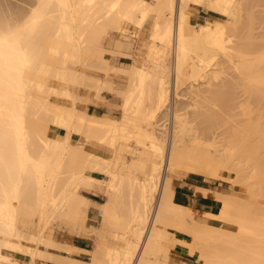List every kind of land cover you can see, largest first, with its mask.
<instances>
[{"label":"bare ground","instance_id":"6f19581e","mask_svg":"<svg viewBox=\"0 0 264 264\" xmlns=\"http://www.w3.org/2000/svg\"><path fill=\"white\" fill-rule=\"evenodd\" d=\"M246 2L34 0L29 10L17 8L12 17L0 11V264L16 263L2 248L64 264H131L158 197L138 264H171V257L187 263L188 256L175 251L170 229L192 237L184 245L202 264H264L262 213L253 214L233 194L237 192L225 194L200 186L198 193H215L220 206L196 218L191 207L174 201L176 182L171 177L185 171L236 183V165L230 161L238 150L241 156L245 144L251 146L246 153L252 151L264 162L257 149L263 145L258 143L264 140V119L259 127L249 117L227 116L234 123L226 127L219 117L239 107V115L248 114L252 98L264 101V53L258 61L241 47L253 33L244 30ZM194 5L203 7L205 15ZM252 10L248 8L251 16L246 24L251 27ZM127 21L136 23L144 35L141 54L135 53V30L129 31ZM111 29L123 37L116 47L130 56L126 65L116 67L127 75L126 83L118 87L87 75L84 69L90 58H100L103 49L98 51L96 43ZM53 78L63 84L61 88L50 84ZM82 80L92 84L95 98L103 97L104 88L120 94L122 101L113 103L122 117L88 112L95 98L74 91L75 83ZM184 88L191 98L184 96ZM51 93L69 103L60 104V98L59 103L51 101ZM79 101L85 102L84 108L77 107ZM159 113L170 114L169 131L162 130L163 134L153 124ZM187 115L206 125L204 133ZM96 144L109 146L112 156L86 148ZM257 170L262 184L264 164ZM94 187L105 192V202L91 204L83 194V189ZM125 205L128 214L124 211L123 217ZM96 209L103 226L116 230L97 233L100 239L94 250L58 241L48 231L58 220L80 224L79 219ZM219 220L227 227H221ZM248 239L262 245L254 247ZM118 240L121 247L108 243ZM244 240L246 247L241 244ZM56 250L87 253L90 260L62 256Z\"/></svg>","mask_w":264,"mask_h":264},{"label":"rangeland","instance_id":"374dc122","mask_svg":"<svg viewBox=\"0 0 264 264\" xmlns=\"http://www.w3.org/2000/svg\"><path fill=\"white\" fill-rule=\"evenodd\" d=\"M148 1H150V0H148ZM246 1H247L246 2L247 6H246L245 10H243L244 22H245V26H246V28H244V30L246 29L245 31H248L250 29L251 31H253V33L249 30V33L251 32L250 35H249L250 39H247L246 43L244 42L245 44H242L243 46L241 45V47H243L247 51H250L253 54V56L259 61L261 59V57L263 56V53H264V47H263L264 46V2L259 1V0H246ZM252 2H253L254 5L252 4ZM33 5H34V0H0V11L4 12V14H3L4 16L12 17V13L16 12L19 8H22V6H23L22 9L26 8L27 10H29ZM18 6H20V7H18ZM194 7L197 8V10H195L196 12L204 14V13H202V12H204V8L203 7H200V6H197V5H194ZM250 7H252V9H253L252 11H253V14H254L253 18L251 19V22L253 23L252 27H251V24L250 25H246V24H248V20L250 19V16H251L250 11H248V8H250ZM6 9H8V10H6ZM5 12H7L8 15L5 14ZM152 19H153V15L150 17L149 21H151ZM125 25L129 29V31H133L134 32V30H135V32H134L135 34L133 33L134 34L133 35L134 36L133 39H134L135 49H136L135 53L136 54H138V53L141 54V50L140 49L143 48L142 47V44H143L142 39H143L144 35L138 31V29L136 28V23L127 21V22H125ZM248 26H249V28H248ZM252 35L254 37H252ZM261 35L263 36V38H262ZM121 36H122L121 33L117 32L116 30L111 29L110 31L107 32V34L104 32L103 35L101 36V38L99 37V39H100L99 41L100 42L96 43V47H99V48H97V50L98 49H103L105 53L103 54V52H102L103 50L98 52L100 58H102L101 56L103 54L102 62L100 61L99 57H96L95 59L90 58V61L88 60L89 61V66L84 68V69H86L85 72H86L87 75L92 76L94 78L106 79L108 81H111L113 83V85H115L113 87H118L120 85L122 86L123 84L126 83V81H127L126 80V78H127L126 77L127 76L126 73H121L120 69H119L120 71L117 72L118 69L116 68V67L119 68V66L121 67V65H126L127 61H129V59H130V56L129 55H128L129 57L127 56V54L129 53L127 50H125L124 48L120 49V48L116 47V41L120 40V39H123V37H121ZM257 38H259V40ZM262 39H263V41H262ZM252 41L254 43H256V44H254ZM259 41H260V43L261 42L262 43L260 44ZM140 57H141V55H140ZM141 62H142V60H141ZM90 63L91 64L95 63V64H94V66H93V64L91 66ZM102 63H104V64H102ZM98 64H100V65H98ZM103 65H106V66L110 65L109 67H112V68L114 67L115 70H114V68H113V70H112V68L109 69L108 66H107V68H108L107 69V68H105L106 66H103ZM100 66H101V68H100ZM50 84L52 86L56 87V88L57 87L61 88V86L63 85L60 81H58V80H56L54 78L50 81ZM91 86H92L91 83H89L88 81L86 82V81L82 80L78 84L75 83L74 91L77 94L85 95L86 97L89 96L91 98H95V96H94L95 89H94V87H91ZM184 89H183V91H184L183 93L186 92L184 96L188 95L189 97L187 96V98H191V93H188L186 88H184ZM238 90H240V89H238ZM230 91H233V89H231ZM101 93H102V95H106L108 97H111V99L115 100L116 102L120 103L122 101V96L120 94H116L115 92H113L111 90H108L106 88H104L101 91ZM57 98H60L59 99L60 102H61L60 104H66V103L68 104L69 103V100L66 101V98L63 97L62 95H59V94H56V93H51L50 96H49V99L51 101L53 100V102L57 101V103H59V100H57ZM183 98L185 99L186 97H183ZM241 98H243V97L241 96ZM103 99H105L104 96L100 97V98H95V100H94L95 102L93 101L92 103H96L97 101H100V100H103ZM190 100L191 99H189V100L186 99V101H190ZM251 100L252 101H251V104H250V108H249L248 114H243L242 113V115H239L238 112L241 110L240 107H239L240 110L238 108H237V110H233L231 112L229 110H227L225 112H222L224 114L221 113L219 115L220 120H221L222 117L224 118V120L222 118V121H220V122L221 123L225 122L226 127H228V126L230 127L231 125H233L234 121H232V123H231V120H233V119L230 120V118L228 119V117H231V116L232 117L235 116L236 118L237 117H240V118H248L249 117L255 123H257V125L259 127H262L263 126L262 121L264 119V101L261 98H259V97L258 98H252ZM172 102L174 103L173 96H172ZM110 105H113V106L119 108V110H116L115 114L111 115V117L114 118V119H120L122 117V111H121L120 107L117 104H114L113 102H110ZM77 107L78 108H84L85 107V102L79 101L77 103ZM234 112H237V114L234 115L233 114ZM242 112H244V110ZM187 117L189 118V120H193L194 124H195V121H196V126H198L199 132L204 133V131L206 129L205 128L206 125L204 123L199 122V119H194L190 115H187ZM225 119L227 120V122H226ZM252 120H251V122H252ZM193 122H191V123H193ZM139 123L145 124V122L143 123L142 120ZM153 124H154V127H156V128L158 127L157 130H158V132H162L161 134H163L165 131H169L168 128H170V114L165 113V115H164V113H159V115L155 119V123H153ZM63 132H64V130H62V129L59 130L60 134H62ZM258 144H263V145H261V147H257V149L261 152L260 154L263 153L262 155H264V148H263L264 147V140L262 139V141L259 142ZM258 144H256V146ZM245 145L244 146H245L246 150L245 151L242 150L243 156L241 154V156L238 157V155L241 153V150L237 151V153L240 152L239 154H237L236 151H235V153H236L234 155L235 158L233 157L232 158L233 161L232 160L230 161V163L233 162L231 166L234 167V165H236L235 166L236 168L235 167L234 168L236 169V172L238 173V177H239V181L238 182L232 183L231 181H226L224 179H217V180L214 179L213 180V179H210L208 177V175H196L195 176V174H193V173L183 171L182 174L171 175V177L176 182L175 188H178V190H180V189H182L180 187V185H185L187 183L197 182V181L200 180L201 182H197V184L199 183L198 186H197V190H198V187L202 186V187H204L206 189L208 188L207 190L210 189V190H214L216 192L225 193V194H231L233 192H237V193H233V194H236L238 198L241 197L240 198L241 201L245 203V206L247 208H249L251 211L253 210V212H254L253 214L257 213L256 215L259 214V216H260V214L262 213L260 217H263L262 215H264L263 214L264 210H262V209H264V182H263V180H261L262 184H260L261 182H258L260 180V178L262 179V177H261L262 174H260L259 170H257V169H260V167L262 166V164H264V162L258 161V159L254 158V156H252V151H249L248 153H246L248 150H250L249 148L251 146L249 147L248 144H245ZM247 147H249V148H247ZM86 148L89 149V150H93L94 152L100 154L103 157H107L108 158V157L112 156L111 148L109 146H107V145H104V144H96V146L94 148H91V146L86 145ZM257 149L256 150L254 149V151H257ZM255 153H256V155L259 154L258 152H255ZM127 154H128V156L131 155L130 152H128ZM248 156L251 159L248 158ZM252 158L256 159V160H253ZM257 162H262V163L258 164ZM256 167H257V169H255ZM236 172L234 171L235 174H236ZM254 172H257L256 173L257 176H256V174ZM254 176H255V178H253ZM263 176H264V173H263ZM98 177L103 178L104 176L103 175H98ZM240 177H242V178H240ZM257 179H259V180H257ZM244 180H245V182H244ZM260 186H262V187H260ZM82 192H83L84 195H86L87 197H89L92 200L93 203H91V204H95L94 202H96V203L105 202L107 200V196H106L105 192L103 190H101L100 188H98V187H94V188H92L90 190L89 189H83ZM209 196H212L213 198H215V200L217 202V208L215 209V211H218L219 210V206H220V202H219V200L216 199L215 193H211ZM92 198L97 199L98 201H96V200H94ZM158 199H159V197L156 199L155 203L153 204L152 210H151V212L149 214L150 218L148 219L147 227H146V229H145V231L143 233L144 235H142L143 239L141 238V240H140L141 242L138 245L139 247H137L138 249L135 252V256H133V261L131 262V264H138V260L140 258V255H141L143 249H144L143 248L144 242L146 241L149 229L151 228V224H150L151 222L150 221L154 217V214H155L154 212L156 210V205H157ZM174 201L175 202H180L179 198L177 197V194L174 195ZM126 206L127 205H125V207ZM250 206H252V207H250ZM125 207H123L125 210L123 209L122 211L123 212L125 211L128 214V210H126L127 207L126 208ZM257 208L259 210L261 209L260 213H259V210ZM192 209L194 210L196 218L204 217L205 216L204 212H207V211H199V210H197L195 208H192ZM120 210H121V208H120ZM250 210H248L247 214L250 213L249 212ZM98 211H99L98 209H96V211H94V212H97L96 214H94V212L93 213L90 212V215H88L87 218L83 219L84 222L81 219H79L80 222H81L80 224L78 222L79 220H77L78 223H75L72 220V222L75 223V224H73L71 222L72 225H71L69 220H66V222L64 220H62L63 223H61L62 222L61 221L60 222L61 224H59L60 220H58L57 222H54L52 224V226H50L48 231L49 232L51 231V236L54 239H56L58 241H61V242L69 243V244H71L70 242H72V240H74V239H84V241H85L84 244H86L89 249L94 250L96 248L97 240L100 239L98 237L97 233L100 235L102 230H107V231H108V229L116 230V228H114V227L112 228V227H110V225H108V228L103 226L102 219H101L102 216L100 215V212H98ZM122 211H121V213H122ZM125 212L122 213V214H124V215H122L123 217L127 215V214H125ZM250 214H251V217H254V216H252V213H250ZM219 222H220V226L221 227H227V225H228L225 221H220L219 220ZM233 225L236 226L235 224H233ZM91 226H93L96 230L93 227H91ZM159 226H162V225L159 224ZM147 228H148V230H147ZM261 229H263V227ZM92 230H94V231H92ZM170 231L172 233H178V231L176 229H170ZM179 233H182V232H179ZM191 238L192 237L189 236V239H191ZM252 239H254V238H252ZM261 240H262L261 243L264 245V242H263L264 241V237H261ZM245 241L246 240H244L243 242L241 241V244H244L245 247L248 246L247 245V241H249L248 244H250L252 246L254 245V247H255V244H256V246L262 245L260 243V241L259 242L258 241H252L254 243L251 242V239H248L246 242ZM22 243L24 245L34 246L33 244H31V243H29L27 241H23ZM108 243L113 245V246H115V247H121L123 245V242L120 241V240L115 241V242L108 241ZM244 245H242V246H244ZM252 246H250V247H252ZM2 252L4 254H9L11 259H12V262L16 261L15 264H31V262H33L34 264H48V260H46L44 258H41V257H38V258L36 257L35 259H33L31 254H29L28 252L24 253V252H19V251H9L6 248H2ZM56 252L60 253L61 251L56 250ZM67 252H69V251H67ZM70 252H73V250L70 251ZM80 253L84 256L83 260H85V261H89L90 260L89 259L90 256L87 253H83V252H80ZM150 256L151 257L154 256L153 253H152V255L150 254L149 257ZM151 257H150V261L154 260V259L151 260ZM158 257H159V254H158ZM197 257H198V255H196V256H188L187 257L188 258L187 263L181 262L180 260H175V257H171V259H169V262L171 264H202V262L199 259H197Z\"/></svg>","mask_w":264,"mask_h":264},{"label":"crops","instance_id":"0c3cea01","mask_svg":"<svg viewBox=\"0 0 264 264\" xmlns=\"http://www.w3.org/2000/svg\"><path fill=\"white\" fill-rule=\"evenodd\" d=\"M105 99L97 101L96 103H91L87 110L88 112L96 113L98 115H114L116 110L119 108L110 105V102H114L111 97L103 95ZM59 132V131H58ZM60 134V133H59ZM197 182H201L200 180ZM197 182H190L185 185H180L182 189L178 190L175 188V194L179 198L180 203L188 205L191 208H195L199 211H215L217 208V202L215 198L212 196H203L197 192ZM94 199V198H92ZM98 201L97 199H94ZM215 200V201H214ZM175 243L173 245L175 251L182 253L183 255L190 256L187 247L184 245V242H188L189 236L185 233H174ZM84 239H74L72 242V246H76L79 249H89L86 244H84ZM62 256H68L74 259L83 260L84 256L79 251L73 252H60ZM189 254V255H188ZM48 264H64L55 261H49Z\"/></svg>","mask_w":264,"mask_h":264}]
</instances>
